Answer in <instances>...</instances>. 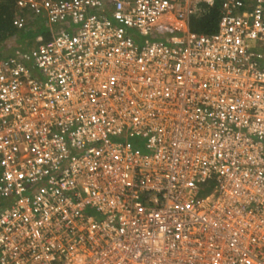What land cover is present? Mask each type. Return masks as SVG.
<instances>
[{
  "label": "built area",
  "instance_id": "2783aa9c",
  "mask_svg": "<svg viewBox=\"0 0 264 264\" xmlns=\"http://www.w3.org/2000/svg\"><path fill=\"white\" fill-rule=\"evenodd\" d=\"M16 0L0 56V264H264V0Z\"/></svg>",
  "mask_w": 264,
  "mask_h": 264
},
{
  "label": "trees",
  "instance_id": "16d2710c",
  "mask_svg": "<svg viewBox=\"0 0 264 264\" xmlns=\"http://www.w3.org/2000/svg\"><path fill=\"white\" fill-rule=\"evenodd\" d=\"M203 5L206 7L205 10L199 15L196 14L191 17L190 27L199 32L212 33L217 30L219 24L221 12L220 0H217L212 5L203 2ZM15 11L16 0H0V50H2L10 36L23 34L28 39L31 35L36 36L46 28V26L39 25L36 31L31 32L29 29L16 26L13 23Z\"/></svg>",
  "mask_w": 264,
  "mask_h": 264
},
{
  "label": "rangeland",
  "instance_id": "374dc122",
  "mask_svg": "<svg viewBox=\"0 0 264 264\" xmlns=\"http://www.w3.org/2000/svg\"><path fill=\"white\" fill-rule=\"evenodd\" d=\"M38 20H42L40 22V25L45 26V22L43 20V17L42 18H38ZM38 26H39V24L38 25L30 24L29 27H28V29L31 32H34V31H36L38 29ZM24 37H26V38H24ZM36 41H37L36 39L35 40L32 39V35L28 39H27V36H25L23 34L10 36L9 37V40L4 44L2 50H0V52H1L0 53V56L1 55H8V54H10L18 46H23V45L24 46H32L34 43H36Z\"/></svg>",
  "mask_w": 264,
  "mask_h": 264
},
{
  "label": "crops",
  "instance_id": "0c3cea01",
  "mask_svg": "<svg viewBox=\"0 0 264 264\" xmlns=\"http://www.w3.org/2000/svg\"><path fill=\"white\" fill-rule=\"evenodd\" d=\"M0 204H1V201H0Z\"/></svg>",
  "mask_w": 264,
  "mask_h": 264
}]
</instances>
